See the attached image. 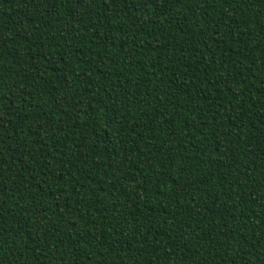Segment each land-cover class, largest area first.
I'll return each mask as SVG.
<instances>
[{
  "label": "trees",
  "instance_id": "obj_1",
  "mask_svg": "<svg viewBox=\"0 0 264 264\" xmlns=\"http://www.w3.org/2000/svg\"><path fill=\"white\" fill-rule=\"evenodd\" d=\"M0 264H264V0H0Z\"/></svg>",
  "mask_w": 264,
  "mask_h": 264
}]
</instances>
